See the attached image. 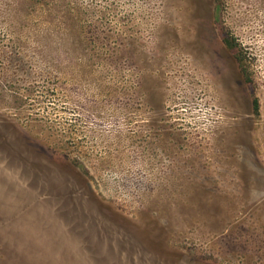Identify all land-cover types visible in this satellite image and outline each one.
<instances>
[{"label": "rangeland", "instance_id": "374dc122", "mask_svg": "<svg viewBox=\"0 0 264 264\" xmlns=\"http://www.w3.org/2000/svg\"><path fill=\"white\" fill-rule=\"evenodd\" d=\"M0 264H264V0H0Z\"/></svg>", "mask_w": 264, "mask_h": 264}, {"label": "trees", "instance_id": "16d2710c", "mask_svg": "<svg viewBox=\"0 0 264 264\" xmlns=\"http://www.w3.org/2000/svg\"><path fill=\"white\" fill-rule=\"evenodd\" d=\"M253 107H254L255 111H258V109H259V102H258V99L257 98H254V100H253Z\"/></svg>", "mask_w": 264, "mask_h": 264}]
</instances>
